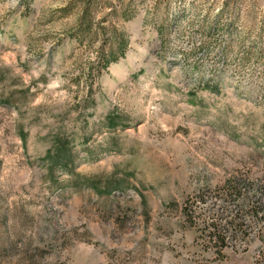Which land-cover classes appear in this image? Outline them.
Segmentation results:
<instances>
[{
  "label": "rangeland",
  "instance_id": "obj_1",
  "mask_svg": "<svg viewBox=\"0 0 264 264\" xmlns=\"http://www.w3.org/2000/svg\"><path fill=\"white\" fill-rule=\"evenodd\" d=\"M0 264H264V0H0Z\"/></svg>",
  "mask_w": 264,
  "mask_h": 264
},
{
  "label": "trees",
  "instance_id": "obj_2",
  "mask_svg": "<svg viewBox=\"0 0 264 264\" xmlns=\"http://www.w3.org/2000/svg\"><path fill=\"white\" fill-rule=\"evenodd\" d=\"M214 229H215V233L214 234V237H215V243L219 244L221 248H224L226 247V240H225V236L223 233H220L218 232L217 230V226L216 225H213Z\"/></svg>",
  "mask_w": 264,
  "mask_h": 264
}]
</instances>
